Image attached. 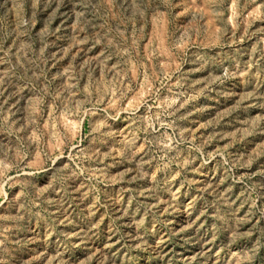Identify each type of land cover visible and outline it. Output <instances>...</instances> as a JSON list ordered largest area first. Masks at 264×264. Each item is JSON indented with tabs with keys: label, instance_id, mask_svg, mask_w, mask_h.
<instances>
[{
	"label": "rangeland",
	"instance_id": "rangeland-1",
	"mask_svg": "<svg viewBox=\"0 0 264 264\" xmlns=\"http://www.w3.org/2000/svg\"><path fill=\"white\" fill-rule=\"evenodd\" d=\"M0 264H264V0H0Z\"/></svg>",
	"mask_w": 264,
	"mask_h": 264
}]
</instances>
